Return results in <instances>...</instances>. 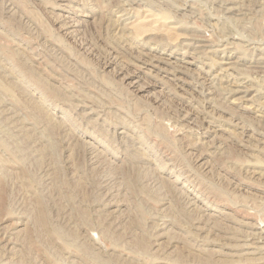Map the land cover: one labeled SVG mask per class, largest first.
<instances>
[{
  "label": "rangeland",
  "instance_id": "rangeland-1",
  "mask_svg": "<svg viewBox=\"0 0 264 264\" xmlns=\"http://www.w3.org/2000/svg\"><path fill=\"white\" fill-rule=\"evenodd\" d=\"M0 264H264V0H0Z\"/></svg>",
  "mask_w": 264,
  "mask_h": 264
},
{
  "label": "bare ground",
  "instance_id": "bare-ground-1",
  "mask_svg": "<svg viewBox=\"0 0 264 264\" xmlns=\"http://www.w3.org/2000/svg\"><path fill=\"white\" fill-rule=\"evenodd\" d=\"M186 44H187V43H186ZM201 44H202V43H201ZM167 45H169V44H167ZM172 45H173V44H172ZM190 45H191V44H190ZM203 46H204V45H203ZM200 47H201V46H200ZM197 48H198V46H197ZM154 49H155V48H154ZM184 50H185V49H184ZM173 51H175V49H174ZM169 52H170V51H169ZM147 53H148V52H147ZM151 55H152V54H151ZM170 55H171V54H170ZM152 57H153V56H152ZM155 57H156V56H155ZM158 57H159V56H158ZM166 57H167V56H166ZM168 57H169V56H168ZM153 58H154V57H153ZM153 58H152V59H153ZM160 58H161V57H160ZM162 58H164V57H162ZM169 58H170V57H169ZM179 58H180V57H179ZM164 59H165V58H164ZM147 60H148V59H147ZM169 60H170V59H169ZM169 60H168V61H169ZM195 60H196V58H195ZM144 61H145V60H144ZM261 61H262V60H261ZM147 62H148V61H147ZM231 62H232V61H231ZM145 63H146V62H145ZM166 63H167V61H166ZM169 63H171V62H168V64H169ZM175 63H176V62H175ZM227 63H228V62H227ZM159 65H161V64H159ZM155 66L158 67V65H155ZM161 66H162V65H161ZM167 67H168V65H167ZM160 68H161V67H160ZM237 100H238V99H237ZM237 102H238V101H237ZM252 244H253V243H252ZM252 244H251V245H252ZM256 248H257V247H256Z\"/></svg>",
  "mask_w": 264,
  "mask_h": 264
}]
</instances>
